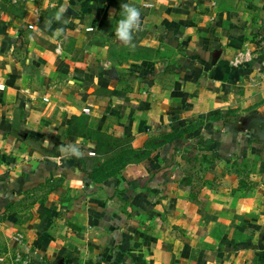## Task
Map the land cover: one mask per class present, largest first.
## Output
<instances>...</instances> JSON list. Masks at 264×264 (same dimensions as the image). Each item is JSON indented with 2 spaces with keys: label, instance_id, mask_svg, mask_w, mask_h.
Masks as SVG:
<instances>
[{
  "label": "crops",
  "instance_id": "obj_1",
  "mask_svg": "<svg viewBox=\"0 0 264 264\" xmlns=\"http://www.w3.org/2000/svg\"><path fill=\"white\" fill-rule=\"evenodd\" d=\"M0 264H264V0H0Z\"/></svg>",
  "mask_w": 264,
  "mask_h": 264
},
{
  "label": "clouds",
  "instance_id": "obj_2",
  "mask_svg": "<svg viewBox=\"0 0 264 264\" xmlns=\"http://www.w3.org/2000/svg\"><path fill=\"white\" fill-rule=\"evenodd\" d=\"M120 18L117 21L114 35L116 39L122 43L126 47L133 48L135 47V34L144 30L146 25V20L141 15L140 9L131 3H122L120 6ZM66 9L61 7L59 12L54 17V20L57 22H61L64 19V13ZM51 21H49V26ZM62 29H57V33L59 34ZM73 152L79 156L80 153L73 149Z\"/></svg>",
  "mask_w": 264,
  "mask_h": 264
},
{
  "label": "rangeland",
  "instance_id": "obj_3",
  "mask_svg": "<svg viewBox=\"0 0 264 264\" xmlns=\"http://www.w3.org/2000/svg\"><path fill=\"white\" fill-rule=\"evenodd\" d=\"M167 136H170V135L166 134V135H164L162 137V139L166 138ZM100 139H102V141H104L106 143L105 145H103L102 151L106 152L104 156L107 157L106 158L107 160L112 159V157L116 158L118 155L126 153V150L129 148V147H127L128 145L127 146H122V145H124L126 143L125 141H120V140L114 139V138L109 137V136L104 135V134L100 135ZM190 150H192V149H190ZM184 155H185V153H183V156ZM196 155H197V152L191 154L190 167L188 168L189 171H190V174L195 178V179H192V180H195L197 184H202V183L207 184V183H209V178L207 177V175L209 174L208 173V166H210L211 162L208 163V162H204L203 161L201 163H198V159H196L197 158ZM192 157H195V159L191 161ZM98 158H99L98 156H94V158L90 160V165L100 167V166H98L99 165L98 164ZM102 163H104V162H101V164ZM117 165H118V163L115 164L114 166H117ZM248 166L252 168L249 171V175H250V173L252 172L254 167H253L252 163H249L247 165V167ZM240 169H242V168H240ZM216 173H219V172L218 171L217 172H212V174H216ZM215 179H217L216 183L218 181L222 180V178L221 177L219 178V176H217V178H215Z\"/></svg>",
  "mask_w": 264,
  "mask_h": 264
},
{
  "label": "trees",
  "instance_id": "obj_4",
  "mask_svg": "<svg viewBox=\"0 0 264 264\" xmlns=\"http://www.w3.org/2000/svg\"><path fill=\"white\" fill-rule=\"evenodd\" d=\"M78 125H84V121H80L78 123ZM69 132L70 133H73V134H76L77 133V130H72L71 128L69 129ZM100 135L102 134H99L97 136L98 138V141L100 143V146L98 148V154L100 155H105V151H102L103 149V145H105L106 143L104 141H102V139H100ZM106 135V134H104ZM109 137H112L114 139H117V140H120V141H125L126 143L122 146H127L129 147L127 150H126V153L124 154H120L118 155L116 158L112 157V159L110 160H105L104 163L101 164L99 158H98V166L100 167H97V166H94L93 169H94V174H95V177L96 178H104L112 173H114L116 170L122 168L123 166H125L126 164H128L130 161H138L140 158H142L143 155L147 154V152H143L139 149H134L131 147L130 145V141L128 140H125V139H121V138H118V137H113V136H110V135H107ZM175 135H170V136H167L166 139H170V138H174ZM96 153V154H97ZM77 160H84L86 163L88 162V164H90V160L94 158L93 157H90L87 156V155H79V156H76ZM100 162V163H99ZM117 166H114L115 164H117ZM111 168V169H110ZM104 171V172H103Z\"/></svg>",
  "mask_w": 264,
  "mask_h": 264
}]
</instances>
